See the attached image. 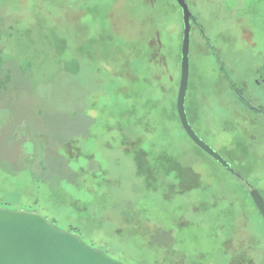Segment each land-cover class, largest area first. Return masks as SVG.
I'll list each match as a JSON object with an SVG mask.
<instances>
[{
	"label": "rangeland",
	"instance_id": "1",
	"mask_svg": "<svg viewBox=\"0 0 264 264\" xmlns=\"http://www.w3.org/2000/svg\"><path fill=\"white\" fill-rule=\"evenodd\" d=\"M0 0V207L123 264H264V0ZM40 178V180H36Z\"/></svg>",
	"mask_w": 264,
	"mask_h": 264
},
{
	"label": "water",
	"instance_id": "2",
	"mask_svg": "<svg viewBox=\"0 0 264 264\" xmlns=\"http://www.w3.org/2000/svg\"><path fill=\"white\" fill-rule=\"evenodd\" d=\"M183 11L184 33L181 53V77L177 110L190 138L220 165L239 175L220 152L192 127L186 111L190 74V42L193 14L186 0H176ZM251 195L264 217V199L254 188ZM54 222L34 211H11L0 207V264H123L107 256L104 250L84 243L79 234L58 228Z\"/></svg>",
	"mask_w": 264,
	"mask_h": 264
},
{
	"label": "flooded vegetation",
	"instance_id": "3",
	"mask_svg": "<svg viewBox=\"0 0 264 264\" xmlns=\"http://www.w3.org/2000/svg\"><path fill=\"white\" fill-rule=\"evenodd\" d=\"M254 108L255 110L257 111H264V108L263 107H259V108H256V107H252ZM184 129V128H183ZM195 129V128H194ZM186 132V131H185ZM198 133V131H196ZM187 134V133H186ZM199 134V133H198ZM200 135V134H199ZM187 136L190 138V136L187 134ZM191 139V138H190ZM192 140V139H191ZM193 143H195L193 141ZM196 144V143H195ZM197 147H199L197 144H196ZM200 149H202L201 147H199ZM203 150V149H202ZM204 151V150H203ZM251 190H252V187H251ZM253 198V197H252ZM254 200V199H253ZM255 202V201H254ZM256 204V203H255ZM257 205V204H256ZM260 211V210H259ZM261 213V212H260ZM261 216L263 217V215L261 214ZM264 218V217H263Z\"/></svg>",
	"mask_w": 264,
	"mask_h": 264
},
{
	"label": "trees",
	"instance_id": "4",
	"mask_svg": "<svg viewBox=\"0 0 264 264\" xmlns=\"http://www.w3.org/2000/svg\"><path fill=\"white\" fill-rule=\"evenodd\" d=\"M38 179L40 180V178H37L36 180H38ZM68 231L77 233V229H75V228H70V229H68Z\"/></svg>",
	"mask_w": 264,
	"mask_h": 264
}]
</instances>
